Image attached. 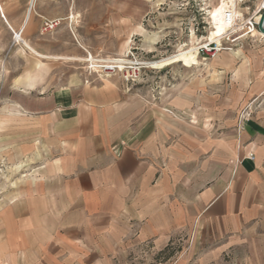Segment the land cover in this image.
<instances>
[{
	"label": "crops",
	"instance_id": "0c3cea01",
	"mask_svg": "<svg viewBox=\"0 0 264 264\" xmlns=\"http://www.w3.org/2000/svg\"><path fill=\"white\" fill-rule=\"evenodd\" d=\"M16 7L21 12V0H0L13 34L23 24ZM260 45L253 62H221V73L232 67L241 85L237 95L175 94L174 109H189L188 122L151 113L142 96L116 86H70L31 102L30 113L54 121L55 140L68 147L47 172L55 184L45 193L47 225L58 196L60 219L78 210L80 224L99 227L111 244L124 237L160 252L183 242L195 264H264Z\"/></svg>",
	"mask_w": 264,
	"mask_h": 264
},
{
	"label": "rangeland",
	"instance_id": "374dc122",
	"mask_svg": "<svg viewBox=\"0 0 264 264\" xmlns=\"http://www.w3.org/2000/svg\"><path fill=\"white\" fill-rule=\"evenodd\" d=\"M220 1L34 0L25 27L23 19L32 0H21V12L18 7L14 12L20 13L23 24L15 34L21 32V39L36 53L16 41L0 13V264L196 263V258L185 255L190 244L183 242L160 252L124 237L111 244L99 227L80 224L78 210L60 219L58 196H53L51 208L56 220L48 226L45 193L55 184L47 172L59 164L68 147L55 140L56 123L30 113V104L70 86H116L142 96L151 113L188 122L189 109H174L175 94L178 98L192 90L225 88L237 95L241 85L232 67L221 73V62H253L263 43L246 39L214 58L200 54L194 61H173L180 49L207 43L209 13ZM234 2L236 12L245 15L259 0ZM43 19L59 25L41 34ZM89 55L102 63L91 62ZM259 56L264 61V55ZM116 59L129 64L113 71L105 68V61ZM153 62L159 66L149 67ZM135 73L134 83L125 82ZM115 230L119 237L125 234L123 227Z\"/></svg>",
	"mask_w": 264,
	"mask_h": 264
},
{
	"label": "built area",
	"instance_id": "2783aa9c",
	"mask_svg": "<svg viewBox=\"0 0 264 264\" xmlns=\"http://www.w3.org/2000/svg\"><path fill=\"white\" fill-rule=\"evenodd\" d=\"M74 3L77 0H68ZM236 8H228L224 12V20L227 24V30L219 38L218 43L207 42L199 46L198 55L206 54L210 58L216 57L220 52H229L241 42L246 39H252L255 42H264V0H259L258 4L254 5L250 13L239 14L236 13ZM59 25L55 20H42L41 34L50 33ZM101 62V61H94ZM102 63V62H101ZM117 69V68H115ZM108 69V70H115ZM138 74L127 76L125 82L134 83ZM253 160V157H249Z\"/></svg>",
	"mask_w": 264,
	"mask_h": 264
},
{
	"label": "bare ground",
	"instance_id": "6f19581e",
	"mask_svg": "<svg viewBox=\"0 0 264 264\" xmlns=\"http://www.w3.org/2000/svg\"><path fill=\"white\" fill-rule=\"evenodd\" d=\"M33 4H34V0H32L31 6L25 15L24 24H23L24 26L27 24V22L29 20L30 12H31V9L33 7ZM228 8H236L234 0H230V1L222 0V1H220L218 9L209 13L211 31L209 32V36L206 39L207 42L218 43L221 35L226 32L227 24L225 23V20H224V12ZM236 13L237 12H235V14ZM20 34H21V32H18L15 34L16 41L21 42L28 50L34 52L33 49L21 39ZM34 53H36V52H34ZM197 55H198V48H196V47L188 48L185 50L180 49V51H178L177 54L173 57V61L183 62L186 58H190L194 61L197 58ZM89 60L91 62L94 61V59L92 58L91 55H89ZM170 60H171V57H170ZM105 63L107 64V66H105L106 69L122 68V65L129 64L125 60H121V59L109 60V61H105ZM158 66H159V62H153V63H150L149 67L155 68Z\"/></svg>",
	"mask_w": 264,
	"mask_h": 264
}]
</instances>
